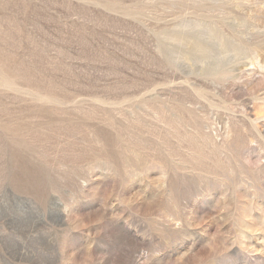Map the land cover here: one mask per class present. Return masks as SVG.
<instances>
[{"label": "rangeland", "instance_id": "374dc122", "mask_svg": "<svg viewBox=\"0 0 264 264\" xmlns=\"http://www.w3.org/2000/svg\"><path fill=\"white\" fill-rule=\"evenodd\" d=\"M0 264H264V0H0Z\"/></svg>", "mask_w": 264, "mask_h": 264}]
</instances>
